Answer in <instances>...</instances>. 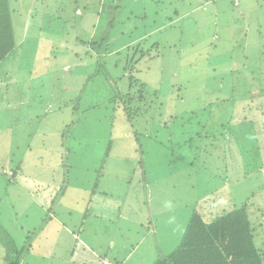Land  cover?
<instances>
[{
    "label": "rangeland",
    "instance_id": "obj_1",
    "mask_svg": "<svg viewBox=\"0 0 264 264\" xmlns=\"http://www.w3.org/2000/svg\"><path fill=\"white\" fill-rule=\"evenodd\" d=\"M108 1L25 0L21 12L11 10L16 40L23 44L0 68V128L15 125L21 116L64 108L71 101L77 119L58 149L60 154L51 145L37 149L36 139L33 155L42 163L59 164L69 159L92 163L94 168L107 159L102 187L114 184L121 192L120 184L132 178L135 188L130 191L140 195L147 193L141 172L147 173L149 182L157 170L163 171L158 195L153 192L154 182L148 184L149 200L153 192L166 209L181 207L166 216L162 213L160 219L151 217L153 225L167 230L163 250L169 252L177 246L176 236L194 206L209 220L246 202L257 234L264 239V119L259 114L264 105L249 99L256 90L259 99H264V88H260L264 87V0H116L123 8L116 11L109 45H127L129 32L123 31L129 28L133 35L148 33L141 46L154 57L133 63L136 69L131 67L135 44L98 58L96 54L86 56L84 45L75 41L79 35L87 39V35L94 37L103 30L102 20L112 15L104 11L114 0ZM86 4H95L87 16ZM81 14L85 19L80 20ZM154 41L159 45L149 49ZM125 69L145 83L140 104L148 101L145 106L138 104L148 109L134 114L132 121L115 100L117 93L128 91L129 80L122 76ZM218 100L223 102L221 119L220 107L217 116L209 113V105ZM241 104L244 109L238 108ZM7 134L8 139L0 142L4 146H0V168L9 167L6 155L10 150L5 151V146L14 140L16 131ZM31 169L18 171L9 185L4 182L11 179L6 175L10 172L0 169V264H9L6 241L10 237L17 246L29 237L23 264H46L42 259L58 245L50 234L47 207L56 203L51 199L56 195L54 186L61 183L56 175L63 173L62 166L52 170L55 175L50 182H36L37 194L26 176ZM78 171L88 184L84 196L88 197L94 182L90 178L97 174L91 168ZM116 173L120 178H111ZM70 175L75 182L73 171ZM77 198L73 205L78 208L83 202ZM37 203L45 205L44 209ZM78 215L73 209L72 220L80 221ZM56 253L55 262L67 257L63 248Z\"/></svg>",
    "mask_w": 264,
    "mask_h": 264
},
{
    "label": "crops",
    "instance_id": "obj_2",
    "mask_svg": "<svg viewBox=\"0 0 264 264\" xmlns=\"http://www.w3.org/2000/svg\"><path fill=\"white\" fill-rule=\"evenodd\" d=\"M24 1L25 0H13L11 2V0H8V4L11 10H18L21 12L24 7ZM10 4H14L12 6L13 9ZM25 5L27 8H32L30 4ZM77 11H79L78 8L75 12L77 13ZM20 12H18V14ZM17 42V49H19L22 47L23 43L21 41ZM65 67L67 66H64V68ZM72 107L71 104L66 105L64 108H54L51 112L46 109L47 113L45 114L21 116L17 119L15 125H5L0 128V142H4L8 139L7 131H16L14 140L8 146H5V151L10 150V153L6 155L7 162L13 166L8 165L9 167L3 166L2 168L9 172L13 168H16L18 172L21 169V171H23L28 167H32L30 171H27V175H24L31 178V190L33 189V192H36V194L40 192V190L38 191L37 189L38 185L36 182L39 184H43L48 180L50 182L51 176L55 175L52 170H54V168L56 169V167L59 168V166H62L63 169V173L61 171L60 174L56 175V177H59L61 183L58 185V188H55L56 185L53 188V192H55L56 195H52L55 198L51 199V201H55L56 203L54 204V202H51V205L47 208L49 213L48 227H51L50 234L53 235L54 244L55 242L58 243L55 248L58 251H61V248H63L67 257L65 256L61 263L55 262V255L57 253L53 245L51 248L54 252H50L51 254L47 258L44 257L42 262L46 264H102L103 260H109L112 264H152L160 254L168 252V249L163 250L162 247H167V230L164 232L165 228L163 225L158 227L153 225L151 221L152 215L160 219L162 213L166 216L168 211H178V209L181 208L174 207V209H166L160 203L161 198L155 197V194L161 188V183L159 181L161 176L164 175L163 171L157 170L153 177H149V182L147 180V173L141 172L147 193L140 195L139 192L133 193L132 190L130 191V189L135 188L132 186V178L129 183L120 184L119 188L123 187L124 189L121 192L115 190L116 187L114 184L102 187L104 169L108 165L107 159L104 161L101 160V163H99L100 167L98 165V167L94 168V164L92 163L79 162L77 160L72 162L68 158L67 161H61L59 164L42 163L40 157L33 155L35 147L33 148L32 146L35 145L36 139V144L40 145L37 149L40 147L46 149V147L51 145L49 147L60 154L59 147L63 146L64 139L68 136L71 130L70 128L77 119L75 116L76 114L73 113L74 110ZM57 135L59 136L54 139L53 137ZM55 140L58 142L56 143ZM0 146L2 145L0 144ZM31 157H34V159H31ZM107 157H109V151L108 156L106 155V158ZM39 162L41 164H39ZM140 164L139 162V165ZM89 168L93 169L97 176L95 178H90V181L94 179V182L89 190L88 197H84L89 187L88 184L82 181L83 179L80 177L82 174L78 170L84 169L87 171ZM36 170L38 172H36ZM71 171H73V179L75 182L71 181ZM84 174V178H86V173ZM117 174L118 173L112 174L111 176L114 177L111 178H120ZM6 175L10 177L9 173ZM127 176L128 175H126L125 178H127ZM12 181L13 180L8 178L5 180L4 184L6 183V185H9ZM150 182H154L153 192L156 191L155 194L152 192L151 200H149L147 191ZM39 188L41 189L42 187L40 186ZM69 191L70 193L67 195L66 193ZM33 192H30L31 195H29V197L32 198ZM58 192H60L59 195H57ZM122 192H126L125 195H123ZM156 195H158V193ZM77 197L82 199L80 201L83 202V205L78 206V208L73 205V202L77 203L79 201ZM1 200L2 199H0V202ZM37 205L41 209L45 207V205L41 203H37ZM73 209L79 213L78 217L80 221L72 220V218H74ZM6 214L11 215V211L8 213L6 212ZM26 217H29V215H26ZM145 223L151 224L152 226H145L144 232L141 233L140 230H142L144 225H147ZM20 227L22 228V226ZM170 227L172 228V226ZM183 230L184 229L179 230V235L176 236L178 242L182 237ZM173 231L172 228V232ZM59 234L62 235L61 242L63 245H61ZM261 240L263 239L259 238V241ZM78 246H80V251H76ZM23 259L24 257H22L19 264L24 263Z\"/></svg>",
    "mask_w": 264,
    "mask_h": 264
},
{
    "label": "trees",
    "instance_id": "obj_3",
    "mask_svg": "<svg viewBox=\"0 0 264 264\" xmlns=\"http://www.w3.org/2000/svg\"><path fill=\"white\" fill-rule=\"evenodd\" d=\"M99 1L101 0H96L98 4ZM107 1L108 0H106V3ZM207 1L208 0H205V2ZM115 3L116 0H114L112 4L108 3L106 5L108 7L107 9L105 7L104 11H107L108 13H110V15L112 13V15L105 22L104 20H102V31H98L94 37H90V34L87 35L86 33L87 39L80 38L84 35L78 34L79 36L75 38V41L77 40L80 44L84 45L86 56L96 54L98 58H101L102 55H109L114 50H117L118 52L120 48L128 49L131 47L130 44H135V46L133 47L134 57L132 58L131 67L132 69H136L135 65L133 66V63H142L144 59H151L152 57H154L152 51L150 52V50L142 48L141 46V42L143 41L144 37H147L146 34L148 33L145 32L140 35H133L130 28L128 31H123L124 29H122L123 32H129L128 38H126L128 39L126 40L127 45L123 44L118 48H116L113 44L109 45L108 36L111 33V29H113V23L115 22L117 17L116 11L123 8V5ZM94 5L95 4L85 5V10L88 11V14H85V16L90 15V8H93L94 10ZM81 16L82 17L80 18V20L85 19L83 14H81ZM150 32H152V30H150ZM158 45L159 42L154 41L152 42L151 46L148 47L149 49H151V47L155 48ZM17 48L18 42L16 41L13 33L11 9L8 4V0H0V68L2 67L4 62H6L15 53ZM122 76H127L129 80L128 91L122 94L117 93L115 100L120 103L128 120L132 121L134 114L137 115L138 113L146 111L148 109H142L140 106L142 104H140V102H142L145 98V94L143 91L145 88V83H140V81L134 77L135 75L132 73V71H130V69H125ZM1 82L2 80H0V84ZM136 85L139 86L138 89L135 88ZM4 87L7 90V87ZM249 99L251 102L258 99L259 105H264V99H259V90L254 91V93L249 96ZM230 100L233 99L231 98ZM134 101L135 104L133 105ZM254 103L256 105V102ZM71 104L73 106V103L69 101V103H67L66 105ZM222 104L223 102H220V100H218L215 103L209 105L211 106L209 113L211 115L215 114L217 116L216 111ZM233 104L234 103H232L231 105ZM242 104L240 106L238 105V108L244 109L245 107ZM145 105H148V101L143 106ZM212 108L215 110L213 111ZM220 108L221 111L218 112L219 118L221 112L223 113L222 107ZM256 109L259 110V106ZM233 111H236V109L232 110L231 112ZM259 111V114L262 115L264 119V108L260 109ZM231 117L232 115L228 118L231 119ZM173 118V116L170 117V119ZM164 124H167V122H164ZM261 147L262 146L260 144L259 148H256L258 150L257 152H259V149ZM2 170H4V168H1V172ZM16 176L17 170L16 168H13L12 170H10L11 180L16 178ZM197 202L195 203L196 205ZM248 208L249 205L246 202H243L241 205L234 206L228 211H223L222 213L217 214L211 219L207 220L203 216L202 212L194 206L187 219L182 237L177 246L173 247L169 252L165 254H160L152 264H264V239L259 241V235L257 234L258 229L253 225L254 222L251 220V217L248 213ZM28 240L29 237L26 236L23 241L24 244H20V246H17L16 241L12 237L8 238V240L6 241V249L8 251V253H6V261H8L9 264L20 263L22 256L29 250Z\"/></svg>",
    "mask_w": 264,
    "mask_h": 264
},
{
    "label": "built area",
    "instance_id": "obj_4",
    "mask_svg": "<svg viewBox=\"0 0 264 264\" xmlns=\"http://www.w3.org/2000/svg\"><path fill=\"white\" fill-rule=\"evenodd\" d=\"M102 264H112L109 260H103Z\"/></svg>",
    "mask_w": 264,
    "mask_h": 264
}]
</instances>
